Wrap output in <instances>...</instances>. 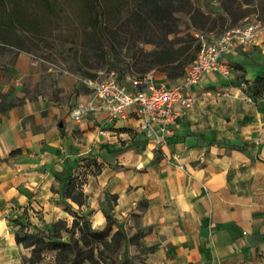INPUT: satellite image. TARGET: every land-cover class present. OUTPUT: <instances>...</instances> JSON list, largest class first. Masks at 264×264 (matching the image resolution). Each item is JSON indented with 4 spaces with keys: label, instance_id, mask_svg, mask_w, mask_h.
<instances>
[{
    "label": "crops",
    "instance_id": "crops-1",
    "mask_svg": "<svg viewBox=\"0 0 264 264\" xmlns=\"http://www.w3.org/2000/svg\"><path fill=\"white\" fill-rule=\"evenodd\" d=\"M224 59L231 74L205 75L191 89V106L177 107L160 143L140 132L133 113L115 122L103 114L74 122L70 106L86 94L68 100L65 91L60 99L11 108L0 116V202L51 206L54 174L69 173L67 162L92 159L101 171L87 177L80 212H91L98 227L108 212L121 230L141 234L140 249L155 247L142 264H264V93L255 98L246 89L264 72V31L254 45ZM155 80L180 83L162 74ZM27 117L33 121L24 124ZM16 149L21 152L9 156ZM157 152L161 158L153 162ZM3 207L1 256L4 264H21L24 248L15 243Z\"/></svg>",
    "mask_w": 264,
    "mask_h": 264
},
{
    "label": "rangeland",
    "instance_id": "rangeland-1",
    "mask_svg": "<svg viewBox=\"0 0 264 264\" xmlns=\"http://www.w3.org/2000/svg\"><path fill=\"white\" fill-rule=\"evenodd\" d=\"M25 2L27 17L25 19L32 27L23 30L15 29L5 37L7 43L0 45L3 46L0 50V104L13 103L20 106L25 101L39 98L43 101L53 98L60 99L59 95L65 91H70L68 95H65L68 100L80 93L89 96L92 92V83L101 73L110 71L116 72L121 81H124L127 76L139 78L151 71L155 74H162L164 77V73L172 72L171 69L158 67L151 63L154 57L150 53L155 48L142 41L149 40L152 30L147 28L139 34H125L128 30L125 25L126 0H105V5L112 9L107 17L110 22H117L115 31L119 30L118 38L112 42V46L97 42L98 38L94 36L73 0H58L54 12L43 10L34 0H25ZM191 2L195 8L200 10L203 17L197 15L191 22L184 15H177L181 19L182 30L178 38H182L183 41L177 43L176 47H186V55L194 56V59L201 43L197 34L210 41V38L221 36L231 28L255 22L264 24V0H191ZM168 39L173 40L174 37L169 36ZM184 57L185 54L173 66H179V62ZM176 72L181 74L177 79L166 77L165 79L169 83L181 82L185 71L180 72L177 69ZM246 89L251 90V87L247 86ZM71 109L72 106L69 111ZM31 121H33L32 117H27L23 123L27 124ZM60 122H63L61 118L57 120L56 125ZM36 152L38 153V150ZM4 161L8 162L7 157ZM75 162H67L64 172L70 171L69 173L73 175L80 172V160H75ZM3 174V170L0 171V183L5 181L2 178ZM56 174L59 172L54 175ZM51 187V193H54L50 195L51 206H40L36 201L33 206H30L32 202L24 206L10 200L0 202V206H4L3 210L8 211L4 213V216L8 219V227L13 233L17 228L11 229L12 221L17 220L23 226L20 234L40 232L41 236L50 237L54 233L50 225L60 220L67 228V231H60L62 241L67 242L70 236L78 239V231L71 229L73 217L65 212V206L71 212L84 216L93 230L100 231L105 228L106 221L98 227L91 212H80L81 207L76 204L70 201L63 202L60 196L61 185L56 179ZM15 190L25 194L21 185L15 186ZM105 214L110 215L107 212L103 213V216ZM113 222L112 231H115L120 225L115 218ZM123 233L125 240L129 239L130 242L127 245L121 244L117 251L119 262L116 264L121 263L124 252L131 263L139 264L142 260L143 249L135 244L132 239L134 235L126 231ZM104 252L107 257L106 264H113L112 252L109 249H104ZM2 253L3 251L0 252V264H4ZM19 253L21 264H23V258L30 259L29 249L20 250ZM16 257L14 256V259ZM50 261H53V255L45 253L42 263L47 264Z\"/></svg>",
    "mask_w": 264,
    "mask_h": 264
},
{
    "label": "trees",
    "instance_id": "trees-1",
    "mask_svg": "<svg viewBox=\"0 0 264 264\" xmlns=\"http://www.w3.org/2000/svg\"><path fill=\"white\" fill-rule=\"evenodd\" d=\"M40 8L47 12H54L58 0H34ZM79 12L87 21L94 36L98 38L99 44L112 46V42L118 38V31H115L117 22H110L108 15L111 8L105 5V0H73ZM127 20L125 22L128 30L125 34L136 33L149 28L152 30L151 37L143 40L144 44H151L154 50L150 53L154 57L151 62L153 65L171 69L172 72L164 73L167 79H177L181 74H177V69L182 72L185 67L194 60V56L186 55V47H176L177 43H182V38L178 35L182 33L181 19L177 15H184L191 22L197 15L202 16L199 9L195 8L191 0H126ZM25 0H0V45L6 44V36L10 35L15 29H29V22L25 19L26 12ZM203 17V16H202ZM123 32V31H122ZM173 36V40L168 37ZM97 43V44H98ZM3 46H0V50ZM185 54L179 66H173L180 57ZM188 63L186 66L185 64ZM136 67V64H135ZM128 77V76H127ZM126 78V77H125ZM124 78V79H125ZM248 90L255 98L261 97L264 93V72L255 76ZM16 104H0V114H3L15 107ZM21 150L16 149L10 152L9 156L17 155ZM161 154L157 152L153 162L158 161ZM81 171L76 175L71 173L56 174L54 177L60 183V193L63 202L70 201L81 207L86 203L87 196L83 192V185L88 176H97L101 171V165L92 159L80 160ZM63 178V179H62ZM65 212L73 217L72 230L79 233L78 239L70 236L67 242H63L60 231H67L63 226V221H57L50 225L53 234L50 237L41 236L37 233H22L21 222L12 221V227L17 228L14 232V240L17 245L30 250V259L23 258V264H43L45 253L53 255V261L47 264H106L107 257L104 249L112 252V262H119L117 251L122 243L129 244L130 240H125L123 230L120 226L112 231L114 224L111 215L105 214L106 226L103 230L95 231L91 228L89 221L84 216H79L71 212L65 206ZM141 234H134L132 238L137 245ZM46 239V240H45ZM155 247L143 248V255L152 253ZM120 264H135L124 258ZM139 264H142L140 260Z\"/></svg>",
    "mask_w": 264,
    "mask_h": 264
},
{
    "label": "built area",
    "instance_id": "built-area-1",
    "mask_svg": "<svg viewBox=\"0 0 264 264\" xmlns=\"http://www.w3.org/2000/svg\"><path fill=\"white\" fill-rule=\"evenodd\" d=\"M263 31L264 24L255 22L231 28L210 41L197 34L200 48L196 58L185 67L184 78L177 85L157 83L153 71L139 78L128 76L124 81L114 71L101 73L92 83L88 98L71 110V117L79 123L90 115L103 114L105 120L115 122L133 113L140 132L147 138L163 142L177 118V107L187 109L191 106V89L208 74L228 77L231 66L224 57L238 48L254 45Z\"/></svg>",
    "mask_w": 264,
    "mask_h": 264
}]
</instances>
